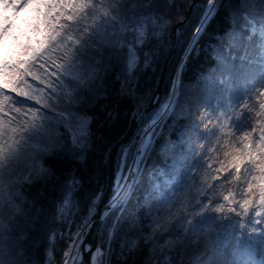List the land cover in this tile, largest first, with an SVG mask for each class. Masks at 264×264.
<instances>
[{"label": "snow or ice", "instance_id": "6c2138e0", "mask_svg": "<svg viewBox=\"0 0 264 264\" xmlns=\"http://www.w3.org/2000/svg\"><path fill=\"white\" fill-rule=\"evenodd\" d=\"M0 5L5 12L0 15V264H111V242L134 198L147 209V223L121 243L125 264L141 244L148 249L146 264H264V0H0ZM221 18L226 27L216 43L222 78L211 113L199 123L192 120L174 81L167 102L132 146L135 155L122 150L116 187L98 214L102 192L57 165L85 161L106 77L116 74L122 97L131 99L140 72L156 62L168 37L189 29L191 39L186 48L181 45L183 65ZM162 122L170 129L166 147L184 151L192 128L201 151L192 150L193 163L178 191L154 183L152 173L140 197L141 166L159 139L157 129L163 134ZM37 184L45 192L48 185L59 188L54 204L43 192L30 198ZM223 220L233 232L239 226L236 246L209 251L204 226L220 227ZM105 221H110L107 243H85ZM59 227L65 230L58 232ZM60 243L66 246L57 248Z\"/></svg>", "mask_w": 264, "mask_h": 264}, {"label": "trees", "instance_id": "16d2710c", "mask_svg": "<svg viewBox=\"0 0 264 264\" xmlns=\"http://www.w3.org/2000/svg\"><path fill=\"white\" fill-rule=\"evenodd\" d=\"M203 2H205V0H199L197 3ZM3 14H5V12L2 5H0V15ZM7 14L11 15V9L7 11ZM224 27H226V20L224 18L218 19L213 28L200 38L199 43L196 45V49L191 53L190 57L187 58L186 63L180 67L179 63L184 54L181 45L186 48L191 39L189 29L186 27L183 35L175 38L172 55L166 66L165 79L162 83L158 103L153 110L144 114L138 120L137 128L130 144L131 150L141 130L146 126L150 118L158 113L168 99L176 72H178L176 83L177 96L182 105L190 106L192 120L199 123L202 116L211 113L212 106L218 99L220 86L217 81L222 78V70L218 64L221 48L216 41L219 40L220 30ZM173 38L174 35L167 38L164 50L158 54L156 62L153 63L151 67L140 72L138 86L131 99L122 97V81L115 78L116 74H108L104 81L106 91L101 94L105 98L101 99L93 110L95 115V120L92 124L93 136L86 159L83 163L71 159L61 161L60 164L57 165L61 172L67 175L69 170H74L77 175L84 180L86 188L88 185H91L92 189H98L100 192H103L107 174L108 152L111 146L121 139L127 131L131 117L134 114L140 113L149 105L159 79L163 62L169 54L174 40ZM250 51L254 52L255 50L250 48ZM238 54L239 53H237V55ZM238 63L239 61L237 60V64ZM181 67L182 72L179 71ZM224 78H226V76ZM225 87H227V85H225ZM125 91H127V89H125ZM109 113H111L114 118H109ZM167 123H170V121ZM167 123L162 122V135H160V129H157L159 139L155 142L154 150H152L144 160L142 166L144 180L137 189V196L142 197L145 182L152 173H155L153 177L154 183L167 187L169 191H178L180 183L185 179L188 173L189 165L193 163L192 150L195 149L196 152L201 151L197 143V133L192 128L188 129V143L184 151L177 149L173 152L169 147H166L165 140L170 131ZM181 123L189 124V121L184 120ZM208 126L211 128L212 123H209ZM200 127L203 129V124H200ZM172 139L175 140L176 135H173ZM199 142L203 143L204 141L200 140ZM125 147L126 146H120L116 152L114 159L115 173L117 171L118 162L121 159V152ZM41 192H43L44 196L47 198L48 204H54L60 194L59 188L54 191L52 186L48 185V190L45 192L44 185L37 184L30 190V198H39V193ZM142 203L143 201L141 199V204ZM45 206L47 207V205ZM130 208V214H126L129 216L128 220L121 221L115 238L111 242V246L114 249V256L111 264H125L124 259L120 257L121 243L126 238L134 237L136 235V229L139 228L141 224L147 223V219L145 218L147 209L138 205L135 198ZM213 215L218 216L219 214L213 213ZM133 221H135V227ZM218 223L221 225L220 227H217L216 224L204 226L206 230H209V237L207 240L208 250L212 251L218 246L222 252L231 251L236 246V237L239 235L240 231L239 226L237 225V231L233 232L227 220L218 221ZM109 227L110 221L99 222L97 246L107 243ZM64 230V227L57 228L58 232H63ZM145 231H147V228H145ZM225 245L228 247L225 248ZM65 246L64 243H60L57 245V248L63 249ZM147 257L148 249L141 244L140 247L129 256L126 264H146ZM56 259L59 260L60 257L58 256Z\"/></svg>", "mask_w": 264, "mask_h": 264}, {"label": "water", "instance_id": "95a60500", "mask_svg": "<svg viewBox=\"0 0 264 264\" xmlns=\"http://www.w3.org/2000/svg\"><path fill=\"white\" fill-rule=\"evenodd\" d=\"M199 0H195V2H198ZM174 45V41L171 45L169 54L167 58L163 62V66L159 75V79L153 94V97L148 105V107L140 112L139 114H135L131 117L129 126L125 134L121 139L116 141L110 148L108 152V157H107V174H106V181H105V187L102 192V198L100 203L98 204V214L102 213L104 206L106 205L108 198L111 194L113 182H114V159H115V154L120 146L126 145L130 142V139L134 133V130L137 126V121L145 114L150 112L157 104L160 93H161V86L163 83V80L165 78V72H166V64L169 61L172 53V48ZM97 238H98V227L94 226L93 230L89 235L86 236L85 238V243L91 244L94 247L97 245Z\"/></svg>", "mask_w": 264, "mask_h": 264}, {"label": "rangeland", "instance_id": "374dc122", "mask_svg": "<svg viewBox=\"0 0 264 264\" xmlns=\"http://www.w3.org/2000/svg\"><path fill=\"white\" fill-rule=\"evenodd\" d=\"M158 112H159V111H158ZM146 125H147V124H146ZM144 128H145V127H144ZM144 128H143V129H144ZM143 129H142V132H141V134L143 133ZM141 134H140V136H141ZM136 143H137V141H135V142H134V145H135ZM132 150H133V149H132ZM130 160H131V159H130ZM118 163H120V161H119ZM130 163H131V162H130ZM130 163H129V164H130ZM126 174H127V173H126ZM126 174H125V175H126ZM117 175H118V173H117V171H116V176H115V185H114L115 187H116ZM115 187H114V189H115ZM113 191H114V190H113ZM112 195H113V193H112Z\"/></svg>", "mask_w": 264, "mask_h": 264}, {"label": "bare ground", "instance_id": "6f19581e", "mask_svg": "<svg viewBox=\"0 0 264 264\" xmlns=\"http://www.w3.org/2000/svg\"><path fill=\"white\" fill-rule=\"evenodd\" d=\"M144 136V135H143ZM143 136H142V138H143Z\"/></svg>", "mask_w": 264, "mask_h": 264}]
</instances>
